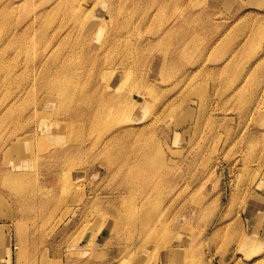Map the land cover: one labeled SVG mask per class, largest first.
I'll use <instances>...</instances> for the list:
<instances>
[{"label": "rangeland", "instance_id": "rangeland-1", "mask_svg": "<svg viewBox=\"0 0 264 264\" xmlns=\"http://www.w3.org/2000/svg\"><path fill=\"white\" fill-rule=\"evenodd\" d=\"M0 264H264V0H0Z\"/></svg>", "mask_w": 264, "mask_h": 264}, {"label": "bare ground", "instance_id": "bare-ground-1", "mask_svg": "<svg viewBox=\"0 0 264 264\" xmlns=\"http://www.w3.org/2000/svg\"><path fill=\"white\" fill-rule=\"evenodd\" d=\"M76 17H77V19L80 21L81 20V16H83L84 15V13H83V15H82V13H81V11H78L77 12V15L76 14H74ZM94 16L95 15H93V12H89L88 13V16L86 17V23H90L91 22V20L94 18ZM108 14H107V16H106V18L108 19ZM85 17V16H84ZM134 23H135V21H134V19H132L131 18V13L129 12L128 14H126L125 15V19H124V24H125V26L126 27H129V28H133L134 27ZM87 26V25H86ZM106 26H107V23H105V21L101 24V26H100V29H101V31H103V30H105V28H106ZM96 40L98 41V39H97V37H96ZM263 164V163H262ZM261 164V165H262ZM248 242V241H247ZM249 242H251V241H249Z\"/></svg>", "mask_w": 264, "mask_h": 264}]
</instances>
